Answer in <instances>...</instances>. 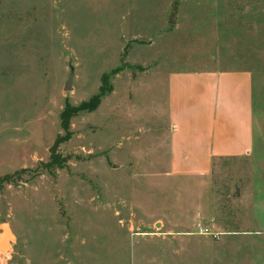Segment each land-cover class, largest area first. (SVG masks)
<instances>
[{
	"label": "rangeland",
	"instance_id": "374dc122",
	"mask_svg": "<svg viewBox=\"0 0 264 264\" xmlns=\"http://www.w3.org/2000/svg\"><path fill=\"white\" fill-rule=\"evenodd\" d=\"M205 68L250 70L264 110V0H0V264H264V127L252 161H214L206 218L202 186L165 183L170 126L195 119L170 74Z\"/></svg>",
	"mask_w": 264,
	"mask_h": 264
},
{
	"label": "crops",
	"instance_id": "0c3cea01",
	"mask_svg": "<svg viewBox=\"0 0 264 264\" xmlns=\"http://www.w3.org/2000/svg\"><path fill=\"white\" fill-rule=\"evenodd\" d=\"M170 77L180 92L188 86L186 80L195 86V119L183 114L179 116L181 124H171L173 135L166 146L170 162L163 172L169 178L165 183L172 184V191L178 194L181 187L195 185L202 186L206 192L203 204L190 222L193 223L196 219L206 218L211 211L209 191L214 161L231 157L250 160L254 129L264 127V110L257 108L253 74L248 69L205 68L184 74L172 73ZM257 115H260L259 119ZM154 175L159 174L154 172ZM147 183V188L157 189L154 184ZM179 215H182L181 211ZM181 223L190 224L184 220Z\"/></svg>",
	"mask_w": 264,
	"mask_h": 264
},
{
	"label": "trees",
	"instance_id": "16d2710c",
	"mask_svg": "<svg viewBox=\"0 0 264 264\" xmlns=\"http://www.w3.org/2000/svg\"><path fill=\"white\" fill-rule=\"evenodd\" d=\"M120 69H122L120 66H117L113 69H111L109 72L102 73L101 75V84L99 86L98 92L92 95L87 101H83L78 105H71L69 103H65L63 106L61 112H60V124L61 127L67 131L69 120L70 118L79 113L80 111H92L96 109V107L99 105V102L103 96H105L108 92L111 91L112 86L111 83H109L110 77L117 73ZM68 138V133H65L63 136H60L55 142L54 146L57 144V142L66 140ZM50 164H56L59 163L58 156L51 157ZM13 177V174L11 175H4L0 177V181H10Z\"/></svg>",
	"mask_w": 264,
	"mask_h": 264
},
{
	"label": "water",
	"instance_id": "95a60500",
	"mask_svg": "<svg viewBox=\"0 0 264 264\" xmlns=\"http://www.w3.org/2000/svg\"><path fill=\"white\" fill-rule=\"evenodd\" d=\"M173 16H174V14L172 13V14H171V17H170V21H173V20H174V19H173ZM72 74H73V70H71V72H70V74H69V77H68L67 81L65 82L64 89H69V88H70V82H71ZM6 228H8V226H7L6 223H1V224H0V235L3 236V238H4V239H3L4 241L2 242V244H1V242H0V248H1V249H4L5 246L8 247V243H4V242H5V237H6V238L8 237V238H10V239L13 238V235H12L11 232L9 231V228H8L9 233H8V231H7Z\"/></svg>",
	"mask_w": 264,
	"mask_h": 264
},
{
	"label": "bare ground",
	"instance_id": "6f19581e",
	"mask_svg": "<svg viewBox=\"0 0 264 264\" xmlns=\"http://www.w3.org/2000/svg\"><path fill=\"white\" fill-rule=\"evenodd\" d=\"M6 229H7V231H8V228H6ZM8 233H9V231H8ZM3 239H4L3 236L0 235V242H1V244H2V242L4 241ZM4 243H7V242H6V237H5V242H4Z\"/></svg>",
	"mask_w": 264,
	"mask_h": 264
}]
</instances>
